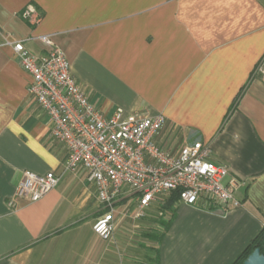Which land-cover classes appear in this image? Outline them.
I'll return each mask as SVG.
<instances>
[{
    "label": "crops",
    "instance_id": "obj_1",
    "mask_svg": "<svg viewBox=\"0 0 264 264\" xmlns=\"http://www.w3.org/2000/svg\"><path fill=\"white\" fill-rule=\"evenodd\" d=\"M28 7L32 19L24 18ZM50 35L90 102L106 115L165 117L158 144H212L238 180L241 206L157 198L133 218L135 195L105 207L29 94L14 41L43 56ZM264 0H0V264H232L264 229ZM61 175L36 202L16 199L24 171ZM170 209V210H169ZM150 250V255L149 253Z\"/></svg>",
    "mask_w": 264,
    "mask_h": 264
},
{
    "label": "built area",
    "instance_id": "obj_2",
    "mask_svg": "<svg viewBox=\"0 0 264 264\" xmlns=\"http://www.w3.org/2000/svg\"><path fill=\"white\" fill-rule=\"evenodd\" d=\"M34 15L33 7L23 13L27 19ZM38 39L48 46L43 56L31 53L23 40L11 44L31 76L29 94L50 117L52 136L68 150L65 169L75 172L81 167L96 186L105 207L93 225L100 238L112 235L114 206L125 190L135 195L136 204L132 213L125 214L136 219L144 217L157 198L175 190L180 191L179 201L188 204L202 200L209 207L241 206L236 196L238 180L232 177L226 181L229 167L212 160L210 142L194 139L174 153L157 142L165 125L163 115L124 117L121 108L106 115L90 102L52 37L41 35ZM60 179L54 172L24 171L11 205L16 199L40 200Z\"/></svg>",
    "mask_w": 264,
    "mask_h": 264
},
{
    "label": "trees",
    "instance_id": "obj_3",
    "mask_svg": "<svg viewBox=\"0 0 264 264\" xmlns=\"http://www.w3.org/2000/svg\"><path fill=\"white\" fill-rule=\"evenodd\" d=\"M168 200V206L171 207L172 204L179 201L180 199V191L175 190L170 192ZM170 210V209H169ZM263 238H264V229L257 235L248 245V247L243 251V253L232 263V264H243L244 260L248 257V255L257 247L263 248Z\"/></svg>",
    "mask_w": 264,
    "mask_h": 264
},
{
    "label": "water",
    "instance_id": "obj_4",
    "mask_svg": "<svg viewBox=\"0 0 264 264\" xmlns=\"http://www.w3.org/2000/svg\"><path fill=\"white\" fill-rule=\"evenodd\" d=\"M243 264H264V238L263 248H255L248 257L244 260Z\"/></svg>",
    "mask_w": 264,
    "mask_h": 264
},
{
    "label": "rangeland",
    "instance_id": "obj_5",
    "mask_svg": "<svg viewBox=\"0 0 264 264\" xmlns=\"http://www.w3.org/2000/svg\"><path fill=\"white\" fill-rule=\"evenodd\" d=\"M148 255H150V250H149V253H147Z\"/></svg>",
    "mask_w": 264,
    "mask_h": 264
}]
</instances>
